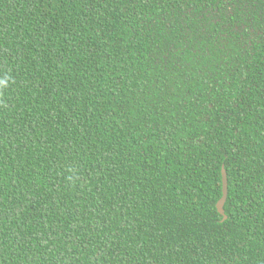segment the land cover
I'll list each match as a JSON object with an SVG mask.
<instances>
[{
	"label": "trees",
	"instance_id": "16d2710c",
	"mask_svg": "<svg viewBox=\"0 0 264 264\" xmlns=\"http://www.w3.org/2000/svg\"><path fill=\"white\" fill-rule=\"evenodd\" d=\"M0 81V264H264V0H0Z\"/></svg>",
	"mask_w": 264,
	"mask_h": 264
},
{
	"label": "water",
	"instance_id": "95a60500",
	"mask_svg": "<svg viewBox=\"0 0 264 264\" xmlns=\"http://www.w3.org/2000/svg\"><path fill=\"white\" fill-rule=\"evenodd\" d=\"M223 197L218 203V210L222 215H225L224 206L228 196V177L225 169H223ZM227 219V217H225Z\"/></svg>",
	"mask_w": 264,
	"mask_h": 264
},
{
	"label": "clouds",
	"instance_id": "9594fccd",
	"mask_svg": "<svg viewBox=\"0 0 264 264\" xmlns=\"http://www.w3.org/2000/svg\"><path fill=\"white\" fill-rule=\"evenodd\" d=\"M2 83H6L5 81H0V84H2Z\"/></svg>",
	"mask_w": 264,
	"mask_h": 264
}]
</instances>
